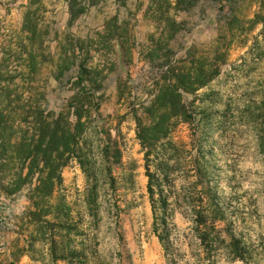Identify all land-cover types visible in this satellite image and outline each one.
Returning a JSON list of instances; mask_svg holds the SVG:
<instances>
[{
	"label": "rangeland",
	"instance_id": "rangeland-1",
	"mask_svg": "<svg viewBox=\"0 0 264 264\" xmlns=\"http://www.w3.org/2000/svg\"><path fill=\"white\" fill-rule=\"evenodd\" d=\"M262 1L0 0V111L16 120L13 140H39L40 121L69 111L87 128L42 207L29 200L37 175L0 191V264H264V26L251 24ZM169 50L185 67L228 60L183 93L188 116L151 158L152 173L171 159L168 226L156 231L137 117L150 123Z\"/></svg>",
	"mask_w": 264,
	"mask_h": 264
},
{
	"label": "trees",
	"instance_id": "trees-1",
	"mask_svg": "<svg viewBox=\"0 0 264 264\" xmlns=\"http://www.w3.org/2000/svg\"><path fill=\"white\" fill-rule=\"evenodd\" d=\"M168 4L172 0H166ZM199 0H177V6L191 8ZM215 3H222V0H212ZM264 9V0L261 3ZM77 16V15H76ZM170 23L175 24L172 16L168 15ZM252 25L263 24L264 15L258 14L251 21ZM177 31V29H176ZM166 61L161 63L162 69L166 71L161 79L159 93L146 109L150 123L145 124L142 118L137 117V135L146 152L148 170V192L153 203L155 215V225L166 229L169 220V197L166 195L171 175L165 171L170 166L171 159L168 158L159 164L156 173L150 171L152 157L156 152L158 144L168 139L175 128V120H186L187 109L184 105L183 93L195 95L201 89L207 87L220 74V68L227 63L228 55L219 54L218 60L199 59L192 63L191 67L180 65L175 61L172 50H169ZM85 72L81 71L80 81L83 80ZM77 121L73 123L71 117L73 113H61L57 119L51 114L49 119L41 123V136L35 139L36 130L31 139L18 144L13 138L14 125L16 120L8 115V112L0 111V191L7 196H12L20 192L24 185L32 183L37 177V186L31 191L29 200L33 207L40 208L53 195L55 187L61 182V170L67 165L71 157H75L80 149V142L86 133V124L82 122L83 115L80 112L74 113ZM39 119H33L30 124L36 127ZM24 122H27L24 120ZM264 133V132H263ZM259 147L264 152V139H260ZM18 157H13V153ZM15 164V165H14ZM18 165L21 168H15ZM27 166V167H26ZM29 172L24 175V169ZM9 180V181H8ZM11 180V181H10ZM156 195L159 199L156 200ZM35 217H40L37 212ZM203 224V223H201ZM166 250H169L167 239L163 235H158ZM206 242V238L201 239ZM230 247L236 249V241L233 239ZM237 256V255H236ZM238 257V256H237ZM239 258V257H238Z\"/></svg>",
	"mask_w": 264,
	"mask_h": 264
}]
</instances>
